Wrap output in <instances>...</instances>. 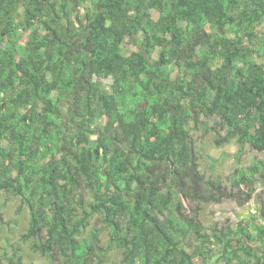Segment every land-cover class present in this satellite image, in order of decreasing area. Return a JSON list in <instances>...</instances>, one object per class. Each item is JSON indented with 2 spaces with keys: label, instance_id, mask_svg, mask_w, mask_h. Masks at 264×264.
<instances>
[{
  "label": "trees",
  "instance_id": "trees-1",
  "mask_svg": "<svg viewBox=\"0 0 264 264\" xmlns=\"http://www.w3.org/2000/svg\"><path fill=\"white\" fill-rule=\"evenodd\" d=\"M211 134L239 164L247 147L264 153V0H0V193L27 207L21 238L47 264L251 252L250 219L200 220L227 190L201 171L218 163L198 144ZM228 181L257 196L264 242V159ZM95 218L106 248L87 232Z\"/></svg>",
  "mask_w": 264,
  "mask_h": 264
},
{
  "label": "rangeland",
  "instance_id": "rangeland-1",
  "mask_svg": "<svg viewBox=\"0 0 264 264\" xmlns=\"http://www.w3.org/2000/svg\"><path fill=\"white\" fill-rule=\"evenodd\" d=\"M21 16L22 8H19L18 18L20 19ZM133 41L138 45L127 43L123 46L124 54L128 55L132 51L138 50L141 45V39L135 38ZM166 69L167 74L172 73L171 76L174 80L178 78V72L172 68ZM212 141V134L207 136L204 141H199L198 139V144H204L206 154L218 160V163L214 165V163L212 164L205 157H202L200 159L201 171L206 175L207 179L221 182L222 187L227 188L228 191L231 189L228 178L238 167L248 168L259 159H264V153H259L247 147L246 153L239 164L236 157L239 147L236 144H231L224 148H216ZM58 158L57 156L54 159L58 160ZM161 169H164L163 165ZM260 192H264L263 185H259L258 193ZM240 211L236 199L223 197L222 202L219 204L205 205V212L200 215V220L205 226L211 228L217 223L224 225L227 220L234 224L240 215ZM29 223L30 216L24 203L11 195L0 193V264H47V259L34 251L33 240L25 241L21 238L28 231ZM93 227L101 229V223L98 222V218L92 221L87 232ZM101 230L100 245L106 248L110 244L108 229L103 228ZM119 257L118 251L111 252L108 258L109 264H113L111 262L113 258L118 259ZM196 264H199V260Z\"/></svg>",
  "mask_w": 264,
  "mask_h": 264
},
{
  "label": "crops",
  "instance_id": "crops-1",
  "mask_svg": "<svg viewBox=\"0 0 264 264\" xmlns=\"http://www.w3.org/2000/svg\"><path fill=\"white\" fill-rule=\"evenodd\" d=\"M258 185H261V181L257 183ZM258 192H259V188H258ZM250 205V206H249ZM249 206V207H248ZM248 206L247 208L250 210V212L252 211H256L258 210V204H257V196L251 201L248 202ZM242 220H246L243 217L242 212L240 211V216L237 217V221H242ZM222 225V224H220ZM221 229V228H219ZM247 230V229H246ZM252 231V228H251ZM246 232V231H245ZM259 233V230H258ZM258 236V235H257ZM257 239V238H256ZM243 246V245H241ZM245 248L250 249L251 252H243L241 251V258L239 256L233 255V261L230 264H264V242H260V243H255V242H248L245 245ZM220 249L218 251L215 252V255L212 259L208 260L207 262H204L202 260H199V264H226L225 261H223V259H221V247H219ZM241 262V263H240Z\"/></svg>",
  "mask_w": 264,
  "mask_h": 264
},
{
  "label": "water",
  "instance_id": "water-1",
  "mask_svg": "<svg viewBox=\"0 0 264 264\" xmlns=\"http://www.w3.org/2000/svg\"><path fill=\"white\" fill-rule=\"evenodd\" d=\"M219 192H222L223 195L222 197H226V198H231L232 195L228 190H223V189H218ZM234 199L238 200V207L241 210L243 217L245 219H250L252 221V241L255 242L257 235H258V228L256 226V221L254 216L251 214L250 210L244 205V203L246 202V199L242 198L241 193H236L235 195H233Z\"/></svg>",
  "mask_w": 264,
  "mask_h": 264
},
{
  "label": "flooded vegetation",
  "instance_id": "flooded-vegetation-1",
  "mask_svg": "<svg viewBox=\"0 0 264 264\" xmlns=\"http://www.w3.org/2000/svg\"><path fill=\"white\" fill-rule=\"evenodd\" d=\"M218 189H219V188H218ZM220 189H221V188H220ZM220 193L223 195L222 192H220ZM235 194H236V193H234V194L231 193V195H232L231 198H234L233 195H235ZM237 202H238V200H237ZM238 203H239V202H238ZM244 205H245V206H248V201H247V200H246V202L244 203Z\"/></svg>",
  "mask_w": 264,
  "mask_h": 264
},
{
  "label": "built area",
  "instance_id": "built-area-1",
  "mask_svg": "<svg viewBox=\"0 0 264 264\" xmlns=\"http://www.w3.org/2000/svg\"><path fill=\"white\" fill-rule=\"evenodd\" d=\"M255 213H256V211H255V210L251 212V214H255Z\"/></svg>",
  "mask_w": 264,
  "mask_h": 264
}]
</instances>
